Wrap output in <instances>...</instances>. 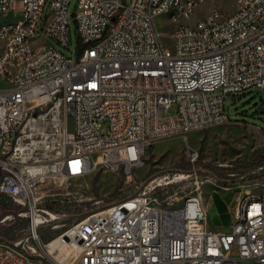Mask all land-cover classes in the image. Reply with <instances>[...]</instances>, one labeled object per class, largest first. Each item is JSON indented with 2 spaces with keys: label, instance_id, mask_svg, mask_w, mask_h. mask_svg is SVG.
<instances>
[{
  "label": "built area",
  "instance_id": "1",
  "mask_svg": "<svg viewBox=\"0 0 264 264\" xmlns=\"http://www.w3.org/2000/svg\"><path fill=\"white\" fill-rule=\"evenodd\" d=\"M190 1L178 13H194ZM71 2L0 0V20L14 19L0 29V194L27 219L0 264H35L24 250L41 264H264V191L243 193L230 230L216 231L195 170L155 175L71 222L57 207L77 194L98 205L67 186L87 189L99 170L127 178L156 140L228 122L226 95L264 86V0L170 32L155 24L168 0ZM30 39L41 51H23Z\"/></svg>",
  "mask_w": 264,
  "mask_h": 264
},
{
  "label": "rangeland",
  "instance_id": "2",
  "mask_svg": "<svg viewBox=\"0 0 264 264\" xmlns=\"http://www.w3.org/2000/svg\"><path fill=\"white\" fill-rule=\"evenodd\" d=\"M236 0H205L200 3L188 23L193 24L202 19L213 8L223 13H230L235 7ZM72 0L69 10L74 6ZM173 23L165 14L155 17V24L160 31L170 32ZM72 46L76 44L74 23L71 27ZM40 40L37 39L36 43ZM224 107L229 121L209 126L204 129L190 130L185 134L175 133L162 137L151 143L143 157L144 163L132 170L127 178H121L120 174H112L108 170H99L95 175L86 179L89 188L85 189V183L69 184L71 191L83 188V196L92 195L99 199V206H105L122 197L135 194L141 185L155 175L166 173L169 168L178 163H187L199 160L200 164H209L221 172L231 171L233 166H245L255 162L257 166L264 156V86H253L244 91L227 94ZM171 110L165 114L170 113ZM104 123H102V128ZM258 162V163H257ZM232 165V167H230ZM186 167V166H183ZM149 170H155L148 175ZM201 196L208 213V223L211 229L228 232L231 224L232 210L246 191H264V169L260 175L253 179H240L220 183L210 175H201ZM102 177H106L105 180ZM101 179L103 181H101ZM65 186V185H64ZM59 188V187H57ZM134 191V192H132ZM79 194L70 196L57 207L64 212H70L77 204ZM87 201V200H86ZM84 201V202H86ZM95 204L93 201H89ZM0 248L8 242L2 236L10 237L23 231L22 217L18 213L21 207L15 202L0 194ZM14 212H17L14 215ZM29 244L31 242L29 241ZM17 250V245H9ZM25 255L35 264H41L38 256L31 255L24 250Z\"/></svg>",
  "mask_w": 264,
  "mask_h": 264
},
{
  "label": "trees",
  "instance_id": "3",
  "mask_svg": "<svg viewBox=\"0 0 264 264\" xmlns=\"http://www.w3.org/2000/svg\"><path fill=\"white\" fill-rule=\"evenodd\" d=\"M261 157L259 160L260 163L256 165L255 162H251L250 164H247L245 166H233L232 165L229 168L231 171L227 172H221L219 171L216 167L209 165V164H200L201 162L199 160H196V162H187V163H178L176 166H173L169 168L168 170H183V171H191L195 170L198 174L200 175H210L214 177L218 182L220 183H227L229 181H234V180H240V179H253L257 178L260 175V170L264 169V156H259ZM258 163V162H257ZM186 166V167H183ZM155 170H149L147 173L148 175L154 172ZM134 192V191H132ZM99 205H95L91 202H81L77 203L74 205V209L70 212H67L68 217H66L67 222H71L73 219L78 218L82 216L84 213L95 210L99 208ZM1 208V206H0ZM14 215H16L17 212H14ZM22 224H23V231L19 232L15 235H12L10 237L2 236V238L6 239L7 241L11 242L22 235L25 234L26 232V227H27V219L23 218L22 219Z\"/></svg>",
  "mask_w": 264,
  "mask_h": 264
},
{
  "label": "bare ground",
  "instance_id": "4",
  "mask_svg": "<svg viewBox=\"0 0 264 264\" xmlns=\"http://www.w3.org/2000/svg\"><path fill=\"white\" fill-rule=\"evenodd\" d=\"M205 0H192L190 1V10L196 9V7ZM179 6H184V0H168V9L165 12V15L173 23H182L184 27H193L198 21L193 24L188 23V20L192 17L194 13L192 12H182L178 13ZM212 10L208 13L211 14ZM48 17H55V9H48ZM214 20H221V13H214ZM14 26V19H7V21L0 20V29L10 28ZM37 39H30V41L22 42L23 51H41L42 48V39H39L40 42L36 43ZM10 43L9 35L0 36V49L7 47ZM103 180L106 177H102ZM101 179V181H103ZM55 242H52L54 244ZM9 252H17V250L9 246Z\"/></svg>",
  "mask_w": 264,
  "mask_h": 264
},
{
  "label": "crops",
  "instance_id": "5",
  "mask_svg": "<svg viewBox=\"0 0 264 264\" xmlns=\"http://www.w3.org/2000/svg\"><path fill=\"white\" fill-rule=\"evenodd\" d=\"M193 23H195V22H193Z\"/></svg>",
  "mask_w": 264,
  "mask_h": 264
}]
</instances>
